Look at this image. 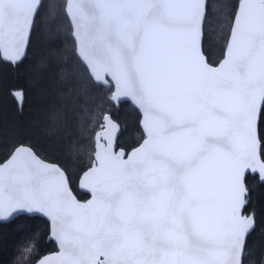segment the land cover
Here are the masks:
<instances>
[{"label": "snow or ice", "instance_id": "6c2138e0", "mask_svg": "<svg viewBox=\"0 0 264 264\" xmlns=\"http://www.w3.org/2000/svg\"><path fill=\"white\" fill-rule=\"evenodd\" d=\"M226 7L213 65L209 0H65L83 71L138 108L143 136L127 152L103 117L81 178L87 203L30 146L0 162V221L40 213L59 244L37 264H244L255 226L246 178L264 182V0ZM43 8L0 0V59L22 58Z\"/></svg>", "mask_w": 264, "mask_h": 264}, {"label": "trees", "instance_id": "16d2710c", "mask_svg": "<svg viewBox=\"0 0 264 264\" xmlns=\"http://www.w3.org/2000/svg\"><path fill=\"white\" fill-rule=\"evenodd\" d=\"M229 0H209L210 27L203 51L213 65L223 58L230 31ZM44 8L32 29L26 54L17 63L0 59V162L19 144L30 146L45 161L56 163L70 177L76 197L79 176L90 167L94 133L104 115L120 126L118 144L127 152L143 136L140 115L127 102L117 108L112 90L98 87L83 71L76 56L65 0H43ZM247 210L255 226L246 239L244 264H264V182L246 178ZM49 221L19 216L0 222V264H35L58 251L48 240ZM31 248V252H26Z\"/></svg>", "mask_w": 264, "mask_h": 264}, {"label": "water", "instance_id": "95a60500", "mask_svg": "<svg viewBox=\"0 0 264 264\" xmlns=\"http://www.w3.org/2000/svg\"><path fill=\"white\" fill-rule=\"evenodd\" d=\"M43 0H41V2H42ZM67 17V16H66ZM67 20L69 21V24H70V26H71V29H72V25H71V23H70V20H69V18L67 17ZM30 36V35H29ZM72 38H73V30H72ZM229 38V37H228ZM73 40H74V38H73ZM28 42H29V39H28ZM28 42H27V44H26V46H25V49H24V53H23V56H22V58L21 59H23V57L25 56V54H26V50H27V46H28ZM75 43V42H74ZM227 43H228V40H227ZM227 43H226V46H227ZM75 52H76V56H77V58L79 59V57H78V52H77V48H76V44H75ZM225 55V54H224ZM224 57V56H223ZM20 59V60H21ZM223 59V58H222ZM221 59V60H222ZM19 60V61H20ZM220 60V61H221ZM5 61V60H4ZM19 61H17V62H19ZM79 61H80V59H79ZM219 61V62H220ZM17 62H15V63H17ZM81 62V61H80ZM12 63V62H11ZM219 64V63H218ZM105 87H107V86H105ZM112 96V95H111ZM110 101L118 108L119 107V104L120 103H124V102H127V103H129L138 113H139V115H140V129H141V131H142V134H143V130H142V114H141V112L138 110V108L130 101V100H121L119 103H117V102H115V101H113L111 98H110ZM107 115H109V114H107ZM105 116V115H104ZM112 118V117H111ZM112 120H113V118H112ZM113 121H115V120H113ZM102 122H103V119H102ZM115 123L118 125V127H119V131H118V133H117V138L119 137V134H120V131H121V126L115 121ZM137 147V146H136ZM131 151V150H130ZM129 151V152H130ZM45 161V160H44ZM45 162H48V161H45ZM48 163H51V162H48ZM51 164H56V163H51ZM57 165V164H56ZM59 166V165H58ZM85 171H87V170H85ZM84 171V172H85ZM84 172L79 176V178H78V182H77V189H78V191L80 192V193H85V194H88L89 195V198L87 199V200H85V201H81V200H79L77 197H76V195L74 194V192H73V194H74V196L77 198V200L79 201V202H81V203H87L90 199H91V193L87 190V189H85V188H82L81 187V178H82V176H83V174H84ZM249 176H258V175H249ZM19 216H27V217H39V218H42V219H45V220H47V221H49L48 220V218L47 217H45V216H43L42 214H40V213H35V214H23V215H19ZM19 216H16V217H14L13 219H11V220H9V221H7V222H5V221H0V222H2V223H8V222H10V221H12V220H14L15 218H17V217H19ZM50 223V222H49ZM253 230V229H252ZM252 230L250 231V233L252 232ZM249 233V234H250ZM248 234V235H249ZM248 237V236H247ZM247 237H246V239H247ZM48 240H50V241H52V242H54L55 244H56V246H57V248H58V251H59V244H58V242L56 241V239L54 238V236H52V232H51V225L49 226V236H48ZM57 251V252H58ZM57 252H54V253H52V254H55V253H57ZM49 255H51V254H49ZM48 256V255H47ZM45 257V256H44ZM35 264H37V262L35 263Z\"/></svg>", "mask_w": 264, "mask_h": 264}, {"label": "rangeland", "instance_id": "374dc122", "mask_svg": "<svg viewBox=\"0 0 264 264\" xmlns=\"http://www.w3.org/2000/svg\"><path fill=\"white\" fill-rule=\"evenodd\" d=\"M83 194H85V193H83Z\"/></svg>", "mask_w": 264, "mask_h": 264}]
</instances>
